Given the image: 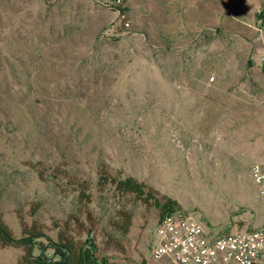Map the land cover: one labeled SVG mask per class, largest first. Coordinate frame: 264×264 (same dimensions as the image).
Instances as JSON below:
<instances>
[{"label":"rangeland","instance_id":"rangeland-1","mask_svg":"<svg viewBox=\"0 0 264 264\" xmlns=\"http://www.w3.org/2000/svg\"><path fill=\"white\" fill-rule=\"evenodd\" d=\"M118 1L0 0V223L56 239L70 222L104 264H160L158 210L106 174L214 231L260 227L264 0Z\"/></svg>","mask_w":264,"mask_h":264},{"label":"built area","instance_id":"built-area-1","mask_svg":"<svg viewBox=\"0 0 264 264\" xmlns=\"http://www.w3.org/2000/svg\"><path fill=\"white\" fill-rule=\"evenodd\" d=\"M251 178L264 207V162L252 167ZM150 257L160 264H264V216L258 228L222 233L182 211L167 215L158 221Z\"/></svg>","mask_w":264,"mask_h":264},{"label":"trees","instance_id":"trees-1","mask_svg":"<svg viewBox=\"0 0 264 264\" xmlns=\"http://www.w3.org/2000/svg\"><path fill=\"white\" fill-rule=\"evenodd\" d=\"M100 186H111L120 196H133L136 202L147 207H154L159 212V219L182 211L178 203L159 195L144 183L132 177L125 179L111 178L101 174ZM90 202V196L81 193ZM124 231L131 227V218L126 220ZM59 232L56 239L47 236L36 225L24 227L20 238H16L10 229L0 223V249L12 247L23 250L19 264H104L97 246L91 242L77 241L72 235V226L66 223L63 228L57 227ZM230 233V232H226Z\"/></svg>","mask_w":264,"mask_h":264}]
</instances>
